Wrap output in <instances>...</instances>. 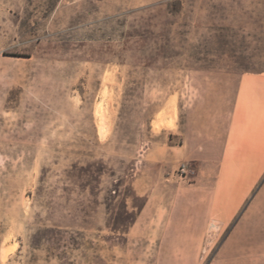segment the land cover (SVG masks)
<instances>
[{
    "label": "rangeland",
    "instance_id": "374dc122",
    "mask_svg": "<svg viewBox=\"0 0 264 264\" xmlns=\"http://www.w3.org/2000/svg\"><path fill=\"white\" fill-rule=\"evenodd\" d=\"M261 71L264 0H0V264H208L226 231L173 234L192 151L214 84Z\"/></svg>",
    "mask_w": 264,
    "mask_h": 264
},
{
    "label": "crops",
    "instance_id": "0c3cea01",
    "mask_svg": "<svg viewBox=\"0 0 264 264\" xmlns=\"http://www.w3.org/2000/svg\"><path fill=\"white\" fill-rule=\"evenodd\" d=\"M213 87L205 146L192 151L205 157L189 187L195 202L173 230L197 237L207 229L216 228L217 235L226 231L208 264L215 257L229 262L234 255L264 251V71L238 74L231 94L228 82Z\"/></svg>",
    "mask_w": 264,
    "mask_h": 264
},
{
    "label": "trees",
    "instance_id": "16d2710c",
    "mask_svg": "<svg viewBox=\"0 0 264 264\" xmlns=\"http://www.w3.org/2000/svg\"><path fill=\"white\" fill-rule=\"evenodd\" d=\"M67 175L69 177H74L76 176L74 173V170H70L67 171ZM118 184H115V188L113 189V193L109 192V199L111 200L110 203H106V208L108 210V223H109V227L111 228V230H122V232H126V230L134 223L137 214H138V210L141 209V207L143 206L141 205H137V210H129L126 204V197H124L123 199H121L119 201L118 204V211H114V207H113V200L119 195L118 193ZM49 230H51L52 232H60L58 229L56 228H50ZM76 243L75 239H71V241L69 242V244H74ZM66 246V245H65Z\"/></svg>",
    "mask_w": 264,
    "mask_h": 264
},
{
    "label": "built area",
    "instance_id": "2783aa9c",
    "mask_svg": "<svg viewBox=\"0 0 264 264\" xmlns=\"http://www.w3.org/2000/svg\"><path fill=\"white\" fill-rule=\"evenodd\" d=\"M179 169L181 170V172H186L187 171V167L184 163H182L179 167Z\"/></svg>",
    "mask_w": 264,
    "mask_h": 264
},
{
    "label": "bare ground",
    "instance_id": "6f19581e",
    "mask_svg": "<svg viewBox=\"0 0 264 264\" xmlns=\"http://www.w3.org/2000/svg\"><path fill=\"white\" fill-rule=\"evenodd\" d=\"M5 258V257H4Z\"/></svg>",
    "mask_w": 264,
    "mask_h": 264
}]
</instances>
